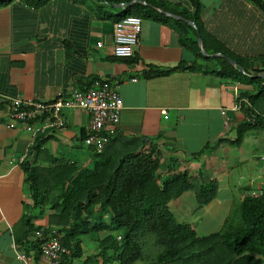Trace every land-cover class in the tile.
I'll return each mask as SVG.
<instances>
[{"label": "crops", "instance_id": "crops-1", "mask_svg": "<svg viewBox=\"0 0 264 264\" xmlns=\"http://www.w3.org/2000/svg\"><path fill=\"white\" fill-rule=\"evenodd\" d=\"M153 1L158 5L136 0L129 3L146 9L138 16V44L130 58L111 54L113 25L122 4L12 0L1 7L0 115L14 98L49 102L58 95L67 97L72 89L84 90L94 78L117 83L121 110L109 128L112 132L102 152L119 155L151 147L161 164L175 163V173L185 172L191 180L202 183L213 181L215 195L207 205L197 206L189 192L167 207L172 216L186 206L192 213L201 212L197 228L222 227L233 203L239 205L245 192L261 184L259 158H264V130L250 128L238 144H233L237 128L245 122L243 112L229 108L234 96L253 95L258 89L255 79L264 78V73L253 76L256 62L246 73L238 70L241 77L237 79L221 77L217 71L224 57L216 50L251 61L264 56V11L250 0H198L203 41L200 39L201 50L195 30V50L193 45L180 43L184 32L176 24L184 22L192 28L175 14L176 6L189 7V0ZM131 12L137 14L136 10ZM187 37L193 39L190 32ZM221 111H225L224 116ZM60 117L63 127L37 134V143L22 124L0 120V264H22L15 259L17 253L39 264L26 241L20 247L14 243L23 235L20 220L24 216L30 218L31 229H54L49 223L53 210L33 205L21 164L25 161L47 168L55 161L83 169L94 160V151L82 144L88 115L63 109ZM252 130L258 134L249 133ZM253 163L257 165L255 174ZM243 167L250 169L246 177L242 176ZM189 226L196 232L193 224ZM36 233L27 235L26 240L38 238ZM106 236L98 233L96 239ZM86 243L81 241L78 258L62 262L105 264L95 240L87 239ZM94 256L89 263L87 258Z\"/></svg>", "mask_w": 264, "mask_h": 264}, {"label": "trees", "instance_id": "trees-1", "mask_svg": "<svg viewBox=\"0 0 264 264\" xmlns=\"http://www.w3.org/2000/svg\"><path fill=\"white\" fill-rule=\"evenodd\" d=\"M11 1L0 0V8ZM103 1L124 6L115 21L128 15L141 16L146 10L137 4L129 5L133 0ZM136 1L146 5L156 2ZM250 1L264 11L263 0ZM176 8L175 14L191 22L195 28L188 27L184 22H176L184 32L182 39L179 36L180 43L187 47L193 45L197 50L194 40L196 31L203 41L199 2L189 0V7ZM131 10H136L137 14ZM187 32L192 34L193 39L187 37ZM216 52L224 57L217 71L221 77L237 79L241 77L238 70L246 73L256 62L253 76L264 73V56L251 61L235 57L220 48ZM227 60H231L236 68L230 67ZM255 81L257 91L246 98L251 112H263L264 78H256ZM244 115L248 116L247 110ZM254 127L264 130V122L258 119L240 125L233 144H238L243 133ZM34 142H40L39 137H35ZM93 159L91 165L83 169L55 161H50L47 168L29 165L25 161L21 164L33 205L40 210L45 207L53 210L49 223L67 251L62 261L79 257L81 236L103 232L107 236L95 241L98 256L105 264H264V196L249 197L245 192L238 205L240 225L235 230L197 237L188 224L174 220L167 206L189 192L197 206L207 205L215 195L213 181L202 183L191 180L185 172L175 173V163L167 161L161 164L157 151L151 147L146 151L119 155L101 151L94 153ZM29 221L30 218L26 216L20 220L23 235L15 238L14 243L20 247L26 241L36 259L40 238H46L49 230L38 227L31 229ZM34 232L41 236L27 241V235ZM95 257L87 258L88 262L91 263ZM62 261L60 264H66Z\"/></svg>", "mask_w": 264, "mask_h": 264}, {"label": "built area", "instance_id": "built-area-1", "mask_svg": "<svg viewBox=\"0 0 264 264\" xmlns=\"http://www.w3.org/2000/svg\"><path fill=\"white\" fill-rule=\"evenodd\" d=\"M140 19L136 16H124L117 20L112 30L111 54L114 58H130L138 44L140 33ZM130 82H134L131 79ZM117 83H111L109 79L94 78L83 90L72 89L67 97L58 95L49 102L35 101L31 99H11L6 107V113L0 120L5 119L8 123L22 124L25 130L34 138L37 134H44L52 128H62L63 121L60 111L63 109L79 110L88 115L89 122L86 135L82 144L100 153L109 140L108 134L118 120L121 110V102L116 92ZM247 110L248 116L244 115V122L251 123L258 119L264 122V111H250L247 98L234 96L233 104L229 111L243 112ZM222 116L225 111L220 112ZM264 162V158H259ZM261 184L247 192L249 197L264 196V164L260 167ZM37 237L41 235L36 233ZM38 248L39 264H60L62 258L67 255L66 249L61 244L60 236L55 229L49 230L46 238H40ZM15 259L22 264H34L31 257L17 253Z\"/></svg>", "mask_w": 264, "mask_h": 264}, {"label": "rangeland", "instance_id": "rangeland-1", "mask_svg": "<svg viewBox=\"0 0 264 264\" xmlns=\"http://www.w3.org/2000/svg\"><path fill=\"white\" fill-rule=\"evenodd\" d=\"M251 132H253V130L250 131L249 133H251ZM256 133L258 134V132H255L254 134H256ZM247 135L248 134L244 135L245 136L244 139H246ZM259 135L262 136V134H259ZM247 138H248V136H247ZM247 140H245V141H247ZM261 154H264V153L261 152ZM260 163H262V165L264 164V162H260ZM252 166L254 167L253 173L255 174V172L257 171L256 170L257 165L253 163ZM243 169L244 170L242 171V173H243L242 176L246 177L245 175L247 174L249 168L247 169V167H243ZM251 173H252V171H251ZM242 183H243V181H242ZM253 188L254 187H252L250 189H253ZM200 214H201V212L192 213L189 209V206L188 207L186 206V207H182L178 211H175L173 218L178 223L189 224V225L193 224V226H195L197 228L201 222ZM239 225H240V220H239L238 205L236 202H234L232 207H231L230 212L228 213V217H227V219H226V221L222 227L221 226L218 227V226L214 225V227L211 226L207 230H205L203 228H197V229L195 228L196 229L195 233H196L197 237H202V236H206L208 234H211L212 232H216L217 230H219L220 232L235 230L237 227H239ZM97 235L98 234H90L87 236H81L80 240L83 241L84 244H87L86 243L87 239L93 238L95 240L97 238ZM95 245H97L96 241H95ZM89 246H91V244H89ZM135 264H139V263H135Z\"/></svg>", "mask_w": 264, "mask_h": 264}, {"label": "water", "instance_id": "water-1", "mask_svg": "<svg viewBox=\"0 0 264 264\" xmlns=\"http://www.w3.org/2000/svg\"><path fill=\"white\" fill-rule=\"evenodd\" d=\"M186 23L189 24L192 28H194V26H193L192 23H190V22H188V21H186ZM194 29H195V28H194ZM196 33H197V32H196ZM197 43H198V45H200V48H201V50H202V47H201V41H200V38H199L198 34H197ZM228 62H229L232 66L234 65V63H233L232 61H229V60H228ZM263 76H264V74H263Z\"/></svg>", "mask_w": 264, "mask_h": 264}]
</instances>
